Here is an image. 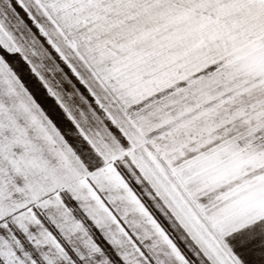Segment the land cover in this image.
I'll return each instance as SVG.
<instances>
[{"label": "snow or ice", "instance_id": "6c2138e0", "mask_svg": "<svg viewBox=\"0 0 264 264\" xmlns=\"http://www.w3.org/2000/svg\"><path fill=\"white\" fill-rule=\"evenodd\" d=\"M0 264H264V0H0Z\"/></svg>", "mask_w": 264, "mask_h": 264}]
</instances>
